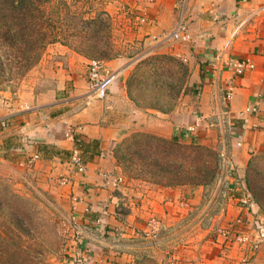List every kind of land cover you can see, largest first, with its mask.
Segmentation results:
<instances>
[{
    "label": "crops",
    "instance_id": "0c3cea01",
    "mask_svg": "<svg viewBox=\"0 0 264 264\" xmlns=\"http://www.w3.org/2000/svg\"><path fill=\"white\" fill-rule=\"evenodd\" d=\"M182 1L184 13L180 19ZM130 3L134 9L149 14L157 31L154 36L163 34L156 42L166 43L171 38L173 54L188 62L191 71L188 93L173 111H136L127 102L129 97L121 82L115 83L105 98H100L91 87L88 62L71 54L55 59L49 66L47 60H42L43 72L21 99H0V162L20 167L29 156L39 155L29 175L55 190V196L69 210L73 201L78 220L88 226L91 236L98 238H89L77 250L72 247L74 260L80 257L87 264H117L108 250L110 240L103 237L106 231L127 230L130 237L125 243L133 251L137 244L147 243L153 236L147 223L151 217L176 226L187 212L178 207L181 200L187 195L195 203L204 191L202 186L159 188L152 201L143 200L142 207L131 203L126 212L119 210L120 188L127 182L120 184L124 179L116 150L136 127L145 123L144 130L159 136L213 147L223 144L239 166L240 173L231 183L235 190L241 184L244 188L239 176L242 171L245 173L252 156L264 151V0H131ZM181 22L191 34L189 42L171 37ZM239 59L251 60L255 68L237 74L232 63ZM106 66L117 72L123 63L115 59ZM230 88L234 92L228 97ZM255 103L260 108L258 113L240 115V111ZM198 118L202 120L197 131L186 130ZM4 122L8 128L3 129ZM24 124L30 128L29 139L21 133ZM69 127L75 129L74 140L66 137ZM74 150H79L86 161L84 174L70 166ZM70 173V184L55 186L54 179ZM131 190L129 201H136V190ZM226 208L229 215L225 221L232 222L240 215L232 202L220 211L218 220L225 217ZM217 241L205 245L198 264H264V246L251 256L246 245ZM245 256L252 257L249 263L243 262ZM120 260L118 264L130 259L123 256Z\"/></svg>",
    "mask_w": 264,
    "mask_h": 264
},
{
    "label": "rangeland",
    "instance_id": "374dc122",
    "mask_svg": "<svg viewBox=\"0 0 264 264\" xmlns=\"http://www.w3.org/2000/svg\"><path fill=\"white\" fill-rule=\"evenodd\" d=\"M130 2L51 1L46 9L52 13V17L46 19L47 26H59L60 29L52 36L57 41L46 47L37 64L29 65L28 60H23L24 57L8 43L0 46V99H21L28 86L43 72L42 60H47L49 66L55 59L71 54L87 61L88 70L91 60H100L106 66L107 62L119 59L123 66L115 72L112 86L120 82L125 84L129 105L146 113L173 111L180 98L188 93L191 76L188 62L173 54L171 38L166 43L156 42L163 38L159 39L163 34L154 36L157 31L151 25L149 14L134 9ZM182 5L183 1L179 6L180 19L184 13ZM0 35L5 36L1 29ZM120 103L125 106L124 102ZM24 125L21 133L29 139L30 128ZM142 125L136 127L118 149L117 160L124 179L119 182L121 185L127 182L120 188L119 210L126 212L131 203L137 208L142 207L143 200L152 201L159 188L202 186L204 191L195 203L187 195L181 200L178 207L187 209V212L176 226L151 217L147 223L148 232L151 231L153 236L147 243L137 244L133 251L125 243L130 237L127 230L106 231L103 237L110 240L108 250L116 257L112 261L118 264L123 256H127L131 261H123L124 264H198L206 244L219 239L222 243H234L221 233L222 229L233 227L234 220L225 221L228 209H225L223 219L217 217L225 205L232 202L240 210L237 218L243 214L241 218L245 219L246 229L254 227L257 230V223L264 226V151L252 156L245 173L242 171L239 176L245 186L243 188L241 184L235 190L232 184L240 173L239 166L223 144L213 147L201 142L173 143V138L148 132L144 130L145 123ZM6 127L9 125H4L3 129ZM36 160L29 156L20 167L0 162V264H68L69 261L87 264L80 257L74 260L72 247L76 246L77 250L89 238H98L91 236L90 232L78 236V227L88 226L78 220L73 201L69 210L55 196V190L29 175ZM215 166L216 175L209 181L211 175L214 176ZM71 174L54 179L55 186L70 184ZM226 174L232 183V191L221 202L218 184L213 183ZM64 178L68 179L65 184ZM131 189L136 190V201H129ZM206 217L211 219L208 228L205 226L209 221L205 220ZM262 246L264 243L258 250ZM257 251L248 253L252 256ZM251 256H245L243 262L249 263Z\"/></svg>",
    "mask_w": 264,
    "mask_h": 264
},
{
    "label": "built area",
    "instance_id": "2783aa9c",
    "mask_svg": "<svg viewBox=\"0 0 264 264\" xmlns=\"http://www.w3.org/2000/svg\"><path fill=\"white\" fill-rule=\"evenodd\" d=\"M171 37L183 42H189L191 39V34H189V32L187 31V28L184 25V23L181 22L179 26L172 32ZM232 66L236 71V73L239 75L243 74L248 69L255 68L254 63L249 59L236 60L235 62L232 63ZM88 78L90 80V84L93 91L96 92L100 98H105L108 95L110 87L112 86V84L116 79V74L115 72L108 70L107 67L104 65V63H102L100 60L94 59L91 60V62L89 63ZM233 92H234V88H230L228 92V97H231L233 95ZM259 109L260 108L258 107V104L255 103L248 106L247 109L241 111L240 115L246 116L248 114H255L259 111ZM201 120H202L201 118H198L197 121L193 125L189 126L186 130L190 132H196L198 127L201 125ZM3 125H7V123L4 122ZM66 137L68 139L74 140L75 138L74 127H69L67 129ZM33 158L38 159L39 155L35 154ZM69 163L80 174H84L87 171L86 161L82 157L79 150L73 151ZM67 182L68 179L64 178L63 183L65 184ZM217 184H218V192H220L219 194L220 201L223 202L225 201L224 198H228L229 194L232 191L231 184L228 181V174L219 178L216 184L213 183V185L215 186ZM249 197L251 200H253L252 198L253 196L251 194L249 195ZM218 200L219 199L216 198V201ZM246 202L247 201H245V203ZM242 212L245 213L244 210ZM241 216L236 220H234L232 224L233 227L230 226L225 229H222L221 233L226 238L230 237V240L233 241L234 243L246 245L248 251L255 252L261 247V244L264 243V226L261 223H257V230L254 227L250 229H246L245 219H242ZM207 219L209 221L205 223L206 228H208L209 225H211V219L209 217H206L205 220ZM83 228L86 230L83 231ZM87 232L88 234L90 232V230L87 227H82V226L78 227V236L83 235Z\"/></svg>",
    "mask_w": 264,
    "mask_h": 264
},
{
    "label": "trees",
    "instance_id": "16d2710c",
    "mask_svg": "<svg viewBox=\"0 0 264 264\" xmlns=\"http://www.w3.org/2000/svg\"><path fill=\"white\" fill-rule=\"evenodd\" d=\"M51 1L53 0H0V29L5 32V36L0 35V46L8 43L24 57L23 60H28L29 65L37 64L46 47L57 41L52 36L60 29L59 26H47L46 19L48 16L52 17V13L49 14L50 10L46 9ZM173 139V143L180 142L177 138ZM216 172L217 166L209 181L215 177Z\"/></svg>",
    "mask_w": 264,
    "mask_h": 264
}]
</instances>
